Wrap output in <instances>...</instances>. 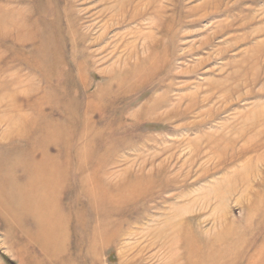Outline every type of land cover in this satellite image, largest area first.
Listing matches in <instances>:
<instances>
[{
  "label": "rangeland",
  "instance_id": "1",
  "mask_svg": "<svg viewBox=\"0 0 264 264\" xmlns=\"http://www.w3.org/2000/svg\"><path fill=\"white\" fill-rule=\"evenodd\" d=\"M118 1L126 0H0V25L20 20L26 33L20 44L0 32V67L16 65L35 77L29 84L39 92L28 102L50 88H65L79 117L87 106L103 114L92 153L77 159L74 141L57 147L68 148L67 156L59 151L60 213L55 214L65 223L60 253L48 245L49 236H41L37 244L28 241L26 234L34 231L31 216L23 214L14 223L0 215V264H193L209 257L213 264H249L250 256L255 259L264 246V0H231L236 2L234 13L243 6L253 17L243 26L237 21L229 31L222 26L224 15L202 20L189 13L201 0H143L135 9L125 8L117 22L103 10ZM36 28L39 36L47 30L59 48L56 71L46 72L56 82L24 64L36 45L30 41ZM244 33L246 41L229 45L231 36ZM257 42L263 43L254 56L248 50L247 57H252L242 60ZM149 58L153 65L143 71ZM225 77L216 90L209 84ZM228 91L225 107L222 95ZM211 92L205 102L203 97ZM189 93L193 95L175 106ZM49 109L55 118L56 107ZM205 132L215 134L193 141ZM42 134L19 150L22 165L56 162L45 151L36 152L44 141L55 145V136L46 141ZM2 154L9 161V153L0 149ZM164 159L170 185L166 189L157 175ZM249 160L250 167H245ZM97 165L115 176L127 168L151 173L152 185L148 198L107 209L113 216L107 220L109 227L120 228L122 238L108 239L97 252L86 253L81 222L93 226L96 221L78 179ZM170 212L177 219L165 224ZM177 236H185L187 247L196 246L199 256L188 255Z\"/></svg>",
  "mask_w": 264,
  "mask_h": 264
},
{
  "label": "bare ground",
  "instance_id": "2",
  "mask_svg": "<svg viewBox=\"0 0 264 264\" xmlns=\"http://www.w3.org/2000/svg\"><path fill=\"white\" fill-rule=\"evenodd\" d=\"M142 1L143 0H138L137 4L134 0H126L125 2L118 1L120 2L119 4L113 3L112 5L106 6L103 12L109 11L111 13L110 20H117V16L122 15L125 8V12L132 5L135 9L138 5L141 6ZM150 1H152L150 3L154 4L158 0ZM230 1L231 0H201L200 3L189 9V13L192 16L193 14L198 15L199 19L201 18L202 20L205 18L213 20L216 17L224 15L225 22L222 23V26H225L228 31L230 29L233 30V25L237 21H241V26H243L244 22H249L253 15L250 14V12L244 13L245 9L241 8L243 6L240 8L238 7L237 12L234 13L236 2L230 3ZM239 1L245 3L249 0ZM160 6L163 8L162 5ZM133 11L136 12L135 10ZM3 22L2 26L0 25V29L2 28L3 30L1 29L2 31L0 30V32L7 37H13L15 41L23 44V40L26 38V33L23 30V21L3 20ZM34 26L37 27L36 21H34ZM106 27L104 28V31ZM39 32H41L42 36H39L37 28L30 36V41L32 44L36 43V45L30 51V57L25 58L24 64L29 69L40 73L43 72L44 77L49 82L53 83L56 82V78L51 79L50 75L47 74V71L53 69L56 71L59 59L55 54L59 48L52 44V37L47 30ZM71 33V43L72 46L75 47L76 34L73 33V31H71ZM140 35H142V33ZM247 37V33H244L239 37L231 36V43L229 45H233L236 42H244ZM99 38L100 37H97L96 40ZM262 43L263 42H257L255 46L246 49L242 60L254 56V53L257 52V49ZM130 45L131 44L128 43L127 47ZM248 50L252 56L247 57ZM131 55L132 52L127 54V57H131ZM1 58L2 55H0V60ZM152 60V58L147 60L146 66L142 69L143 71L146 70V67L153 65ZM235 63L236 62L233 61L229 64L232 65ZM33 78L35 77L31 75V73L24 72L21 67H16V65H9L4 69L0 67V128L3 127V129L0 130V149L7 151L10 156H7L9 157V161L4 162L6 154L0 155V215L4 218L9 217V219H13L14 223H18V219L23 214L31 216L34 231H32V236L26 234L28 241L36 242L35 244H37L40 241L41 236H49L50 241H48L49 239L46 240L49 243L48 245L52 246V249L56 248V251L60 253L61 244L64 240L62 237L65 236V223L63 222L62 216L55 213H60L57 183L59 184L58 181H61L59 176V158L62 156L60 152L63 149L62 147L57 149V147L60 146L61 143L64 144L63 146H67L68 142L74 141V147L72 149L76 154L74 156L77 159L81 156V158H84L87 153H92L90 145L91 142L96 139L95 137L101 135V131L98 130V124L101 123L103 114L101 111L93 110L91 106H87V109L83 112L82 116L79 117L73 110L72 103L68 101V91L65 88H61L60 90L50 88L48 90L51 92H46L43 96L39 98L37 97L32 103L28 102L31 95L34 96L39 92V87L37 85L33 86L34 84H29L30 81L33 83ZM227 80L228 77H225L220 81L210 80L209 84L211 86L214 85L215 88L213 86V89L216 90L218 89L217 84ZM170 86L171 85L168 84V87ZM212 94L213 92L206 94L203 97V100L205 102L209 101ZM230 94L231 91H228L222 95L224 97L223 104H225V107L230 103ZM192 95L193 93L182 95V97H179L177 100L175 106H180L183 97H191ZM25 101L28 104L26 103L25 105ZM54 101L55 103H53ZM191 101L194 102L193 99ZM59 104H62V106L65 107L63 108L64 111H60L58 108ZM53 105L56 107L55 110L57 111L55 118L50 109V112L45 110L46 108H51ZM206 113L207 112L204 114ZM75 123H79V128L77 127L78 131L74 130V127H76ZM69 128H71L70 135L67 134ZM43 131L44 139H46V141L55 136V145L44 141V147H38L36 152L39 153L45 151V154L50 155V157H55L56 162L51 161V163L46 165L39 163V161L36 164L35 162H31L22 165V162L18 160L19 150L26 147L24 143L29 141L32 136L36 137L43 135ZM214 134L215 133L205 132L193 141L199 142L201 138L207 139ZM77 144H80L81 146L75 150ZM52 150H56V154L55 152L52 153ZM67 150H63L62 153L68 154ZM164 162L165 159L158 163L157 175L159 179L163 178V181L165 182V187L163 189H166L170 185H168V177L164 175L162 167ZM244 165L245 167H250V160L244 163ZM139 167L142 170L145 166L141 165ZM84 169V166L82 168L79 167V174H82ZM139 172V174H136L127 168L115 176L114 173H108L102 167L97 165L91 173L85 177H81L80 174L81 178L78 180L80 181L81 188L83 189L84 196L87 200L86 205L89 206V212L95 217L96 221L93 226H90V222L88 223V221L81 222V227L84 230V234L81 236H84V241L88 246L86 253L97 252V250L104 246V243H106L108 239L119 240L122 238L121 229L117 228V224L112 223V225L116 226L114 229L109 227L107 220L113 216H111L112 214L109 213L107 209L125 205L133 200L148 198L147 196H149L150 193L149 187L152 185L151 173L143 174L141 171ZM112 177L115 178V182L110 180ZM151 197L153 198V196ZM151 197H149V199ZM171 213L172 212H170L164 220L165 224L170 222L172 218L177 219L175 218L177 216L171 215ZM81 219L82 218L79 220ZM178 226H180V224L177 225V227ZM147 232L151 233L152 230L147 228ZM177 237H180L181 239L182 236ZM83 238H81V240ZM76 239L78 238L76 237ZM181 241H184L185 247L188 246V241L185 236L182 237ZM186 250L188 251V255L190 254V256H194V258L199 256L200 252L196 246H194L193 249L187 247ZM223 251L225 252V250ZM257 252L255 259L254 255L250 256L251 260L249 261V264H264V246H261ZM79 255L80 253L78 252L77 256ZM204 262H206V264H213L210 257L199 262L195 261L193 264H203Z\"/></svg>",
  "mask_w": 264,
  "mask_h": 264
}]
</instances>
